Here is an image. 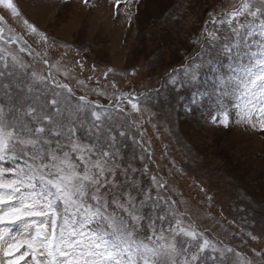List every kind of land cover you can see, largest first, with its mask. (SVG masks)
<instances>
[{"label": "snow or ice", "instance_id": "6c2138e0", "mask_svg": "<svg viewBox=\"0 0 264 264\" xmlns=\"http://www.w3.org/2000/svg\"><path fill=\"white\" fill-rule=\"evenodd\" d=\"M0 8L21 15L14 0ZM209 15L200 52L164 86L193 91L187 113L207 101L212 124L227 128L234 117L264 133V0H233ZM23 25L21 33L0 27V264H255L206 234L172 198L159 165L155 173L149 167L150 141L132 119L145 94L120 92L113 81L111 94L93 89L107 105L77 96L64 82L69 71L29 39L48 49L70 45L27 19Z\"/></svg>", "mask_w": 264, "mask_h": 264}, {"label": "rangeland", "instance_id": "374dc122", "mask_svg": "<svg viewBox=\"0 0 264 264\" xmlns=\"http://www.w3.org/2000/svg\"><path fill=\"white\" fill-rule=\"evenodd\" d=\"M231 2L132 0L128 5L122 0L117 7L116 0H89L87 5L83 0H14L20 17L0 8V27L21 33L27 19L50 40L70 45L48 49L34 43L38 37L29 39L36 52L48 51L50 62L59 61L69 71L67 80L60 79L77 96L88 94L107 105L108 97L93 89L111 94L113 81L120 92L145 94L141 113H133L132 119L141 122L146 146L150 141L155 163L149 167L155 173L159 165V174L174 189L172 198L185 202L181 211L186 205L206 234L260 264L264 261V133L236 124L234 117L227 128L212 124L207 101L194 115L187 113L193 91L164 86L169 74L182 71L200 52L205 42L202 27L206 22L212 27L209 13H218ZM108 68L114 72L105 79ZM20 229L11 226L13 232ZM248 233L259 239L253 241Z\"/></svg>", "mask_w": 264, "mask_h": 264}]
</instances>
